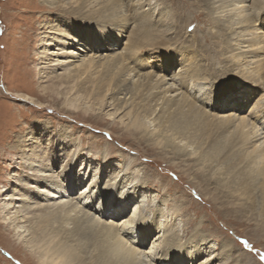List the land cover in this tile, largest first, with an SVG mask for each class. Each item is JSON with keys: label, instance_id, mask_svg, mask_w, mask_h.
<instances>
[{"label": "rangeland", "instance_id": "1", "mask_svg": "<svg viewBox=\"0 0 264 264\" xmlns=\"http://www.w3.org/2000/svg\"><path fill=\"white\" fill-rule=\"evenodd\" d=\"M77 4L69 6L75 10ZM69 6L51 5L47 0H0V204L2 193L9 187H15L17 195L24 194L21 182L25 175L22 172L24 164L18 152L8 148L9 143L21 134V130L25 135L36 121H43V128H46L43 148L49 155L44 167L54 165L52 169L63 178L66 171H71L77 180L76 192L89 189L91 208L102 210L110 202L106 215L118 216L119 223L127 226L128 232H125L134 235L131 238L134 244L144 246L147 252L154 250L155 255L158 252L156 258L161 259V264L177 261V253L186 261L182 264H264V152L258 155L264 143L262 147H254L263 139L252 142L249 137L245 141L241 131L234 129L230 121L217 118L229 114L233 108L238 110L236 104L244 101L247 91L251 95L254 91V94L261 91L264 94V53L260 61L262 87L258 92L249 88L253 80L252 68L239 67L230 55L239 49L230 38L234 31L223 26V19L216 17L207 0H111L105 3L112 23L109 26L121 24V32L113 30L109 37L114 39L120 35V39L113 43L109 52L106 48L96 49V46L83 50L85 53L78 52L77 48L82 47L79 44H84L81 41L86 35L83 31L96 27V22L56 16L58 11ZM136 6L152 11V17L146 16L138 27L133 23L139 21ZM240 18L234 17L237 30L244 25V21L238 20ZM49 23L62 30L61 36L49 33ZM135 28L137 39L134 42L138 47L131 42ZM52 37L71 41L77 47L61 41H56L55 47L46 46V40ZM128 47L132 56L131 60L126 57L125 63L133 71L153 72L158 76L166 74L169 83L172 82L170 78L178 83L187 78L182 91L195 104L187 106L179 114L180 119L174 120H180L178 123L185 127L183 131L188 136L185 139L175 134L176 127L169 133L177 137L168 138L172 136L168 133L164 138L155 139L158 119L150 121L149 131L131 128L128 119L125 123L122 121L127 118L123 114L128 109L116 111L112 90L124 70H110L103 75V70L98 71L99 66L93 69L92 78L83 75L87 79L108 81V84H101L102 94L95 99L91 90L96 89L95 85L98 88V84L89 81L90 91L84 95L77 88L71 91L73 82L61 84V79L55 77L62 78L69 72L76 74L74 69L81 64V56L87 51V57L97 56L95 51L101 55L112 52L113 56L114 52L129 53ZM42 51L43 84L39 74ZM54 51L74 55L68 53L66 58H59L58 63H63V67L47 66L44 70V62H48L49 53ZM241 59L242 63L247 61L245 57ZM194 67L200 71L193 77L189 72ZM131 74L132 87L138 77ZM40 85L48 88L44 90L43 87V95ZM7 87L10 91L17 89L20 93H29L42 101L43 107L24 101L20 94L18 97L7 93ZM167 87L164 85L160 91L165 92ZM225 95L229 97L227 102L222 99ZM63 96L78 98L80 108L69 110ZM139 96L138 92L131 95L130 101L137 102L135 98L140 100ZM239 113L249 114L243 109ZM46 124L50 127L44 126ZM64 128L69 132L66 137L61 134ZM34 130L37 131L35 137L41 138V127L36 126ZM62 135L66 139L60 140ZM59 147H63V151ZM134 178L136 183L127 185L128 180ZM1 207L0 264H42L43 249L36 241L42 247L43 241L35 240L32 231L42 211L32 210L28 214L30 220L16 227V223L4 218L6 212L1 213ZM134 208L140 211L134 214ZM54 224L57 226L58 222ZM19 230H26L21 239L17 238ZM89 235L83 239L88 242L84 246L97 253L100 240Z\"/></svg>", "mask_w": 264, "mask_h": 264}, {"label": "bare ground", "instance_id": "2", "mask_svg": "<svg viewBox=\"0 0 264 264\" xmlns=\"http://www.w3.org/2000/svg\"><path fill=\"white\" fill-rule=\"evenodd\" d=\"M47 1L51 5L62 3V5H68V6L70 5L71 7H73L74 4L78 3L77 9L75 10H72L69 6L65 10L58 11L56 16L60 18L66 19L67 17H71L76 19L80 18V19L95 20L96 27L88 28V31L86 30L83 31L84 34H86L85 36H82V40H81L82 42L84 41V44H79V46L82 47L77 48L78 52L80 51L85 53L86 51L83 50L90 49L93 46H96V49L106 48L105 50L109 52V50H111V48L114 45L113 43H116V41L120 39L121 37L120 35L115 36L114 39L113 38L110 39L109 37V35L113 34V30L115 32L118 31V33L121 32L119 28L121 24L119 25L118 23H114L113 25L115 27L109 26L112 23H110L109 20V16H108L109 12L107 9H105V3H108L111 0H80L79 2L78 0H76L75 2H72L71 0H47ZM207 4L209 8H212L217 18L221 17L223 19L222 20L223 26L228 28L229 30L234 31V36H230V38L231 41H233V44L238 46L239 49L237 51L231 52L230 55L233 57V59L235 60L236 64L239 67L248 66L249 68H252L251 69L252 74L250 76H252L253 80L251 81L252 85H250L249 88L255 89L258 92L261 91L262 85L259 83V80H260V72H261L260 69L262 68V64L260 61H262L261 56L264 53V0H207ZM136 10L137 13L139 14V17H141L139 18L138 16H136L138 17L139 21L133 22L137 27L139 26L138 25L139 22L144 21V18L146 16L152 17L150 15L152 11L147 12L145 9L142 8V6H136ZM235 16L241 17L240 19H238L239 21L242 22L244 21L243 28L241 27L239 30L235 29L234 27L233 21ZM65 21L67 20H64V22ZM55 26L57 25L56 24L47 25V29L49 30V33L61 36L62 30L56 28ZM136 33L137 30L135 28L132 31L134 38L131 40V36H130L129 40H131V42L134 43L135 47H138L137 43L134 42L137 39L135 35ZM238 35L239 37H237ZM70 39L75 40V38L73 39L69 38L68 40ZM56 41L57 42L61 41L64 44L67 43L68 45H72L75 48L77 47V45L73 44L71 41L65 42L59 40L56 37H52L46 40L45 44H47L46 46L48 47H53V46L55 47L57 46ZM49 50L50 49H48L47 52H49ZM128 52L129 53L126 54H121L123 52H120V54H118L119 52H114L113 56H111L110 54L112 52L110 53L105 52L104 54L102 53L101 55V53L95 51L94 53H97L98 55L95 56L94 54L93 56L92 54L89 57H87L88 51L87 54H84V56L78 54L79 57L81 56L82 58L80 60L81 64L74 69L76 70V74L73 75L71 74L72 72H69L66 76L62 75V78L59 76H55V77L61 79V84L64 83L70 84L71 82H73V85L71 86V91L77 88L78 91H81L82 93H84V95H88L87 93L88 91H90L87 85L89 81L94 82V84H98V88L95 85L96 89L91 90L92 97L93 99H95V98H99V96L102 94L101 84L104 82H107L108 84V81L101 79V77H99V79L101 80H98V78L87 79L84 78L83 75L91 76L93 73L92 72L93 69L99 66L101 67V69L98 71L103 70V75H106L110 70L116 72L118 70H120V72L124 70L125 73H122L117 78L114 88L112 90L115 94V95L113 94L114 95L113 99L114 102H116L115 103L116 111H118L119 109L121 110L123 108L125 109L123 111H126L128 109L127 112L123 114V115H127V118L123 119L122 117L123 119L122 121L125 123V120L128 119L129 122L127 123L129 124L130 127L132 126L134 128L136 127L138 129L141 128L143 130L149 131L150 121L151 120L155 121L158 119L159 122L156 124L157 128H155L156 131H158V133L154 134V136L156 137L155 139L162 137L164 138L166 135H168L169 131L174 130L175 127L176 130H178L175 132V134H179L181 140L188 137L186 133L183 131V128H185L183 124H181V122L178 123L180 120L174 121L177 118L180 119L179 114H181V112H183L187 106L191 107L192 105L195 104L192 100L189 101L188 95L185 94L184 91H182V88L185 87V80L187 81V78L180 80L181 81L180 83L176 82L175 78H170L172 82L169 83L168 81H166L167 80V77H165L166 74L164 75L161 74V76H158L159 75L158 73L153 74V72H150V74L149 73L140 74L139 72L133 71L131 66H128L125 63L126 57L127 60H131V56H132L131 48L129 49V47H128ZM67 54L74 55L73 53L66 51L60 53L59 52L55 53L54 51L49 53L50 55L49 57L51 58L48 59V62L47 61L44 62L45 64L44 70L47 68V66L63 67L64 66L63 63H58L60 60L59 58H66L64 56ZM55 56L58 58L55 59ZM243 57H245V60L247 61H244L242 63L241 58ZM40 59L42 66L39 69V74L41 77L40 82H41L43 80V51L41 52ZM51 62L53 63L56 62L55 63L56 65L49 64ZM199 71H200L199 68L194 67L192 71L189 73L192 74V76L194 77L196 73ZM88 72H91V74H87ZM131 72H133V77H138L135 83H133L134 85L132 87H131L132 79L130 78V76L132 75ZM253 75L255 77H253ZM164 85L165 86L168 85V87L165 89V92L160 91V88L163 87ZM40 86L42 87L41 91L43 95V87L44 90H48V88L43 85ZM15 90L16 91H10V88L7 87V93L8 92L10 94L13 93L18 97L20 94L23 97L24 101L33 102L43 107V102L34 99V97L29 93L27 92L20 93L17 89ZM108 90L109 89H107L106 91ZM137 92L140 94L139 96L140 100L135 98L137 102L130 101L131 95L137 94ZM167 93L169 94L167 95ZM254 93H252L251 95V92L247 91L245 93L244 101L236 104L237 107H239L238 110L236 108H233L229 114L226 113L228 115L226 114L220 116L218 115L217 118H220V120L226 119L227 121H230L232 123L231 126L234 129L238 130L239 133L241 131V133L243 134V139H245V141L248 140L249 137H250L249 139L252 140V142H256L262 138L263 140L259 145L257 146L253 145L255 149H257L258 147H260L261 144L264 143V125H262L264 124V122L263 123L261 122L260 124L261 120L264 121V94L262 93V91L258 94H254ZM129 94L130 96H128ZM160 94H164V95L161 96ZM63 98L64 96L62 97V99ZM238 98L239 96L235 98V102H237ZM161 99L162 101H160ZM64 104L68 106L69 110L76 111L80 108L81 103H79L78 98L76 99L71 97L69 98L65 97ZM132 104L134 107L133 109L131 108ZM242 109L244 111L247 110L249 114L248 115L240 114L239 111ZM155 113L156 115L153 118H150ZM112 114L113 113H110V115ZM147 119H149V121H147ZM36 126H40L42 129L41 138H37L34 135L37 131L35 130L33 131V128ZM44 126L50 127L47 124ZM126 127H128L127 124ZM172 127H174V129ZM43 130H46V128H43V121H36L34 123V126L27 131V133L25 134L26 136L22 134V130H21L20 131L21 134L18 133L19 135L17 134L16 138L14 137L15 139H13V141L9 143L10 146L8 148L12 152H18L19 158L20 160L23 161L24 164L22 172L25 175H24V180H21L22 184L24 185L23 188L24 194L17 195L16 188L9 187L8 189L5 190L4 193H2L3 202L0 204L2 205L1 213H3V211L7 213V214L5 213L4 218L9 220L11 223H16L15 224L16 227H18L17 225L20 222L23 221L26 222L30 220L28 219L29 218L28 214L31 213L32 210L37 209L42 211V213L39 216H37V222H36L37 224L32 230L33 233H35V240L43 241V247L39 244L38 241H36V244L39 245V248L43 249L42 251L43 253L42 254L40 253L42 255L41 263L42 264H144L146 262V264H161L160 261L161 259L156 258V256L159 254L158 252L157 255H155L156 253L154 250L147 252L143 250L144 246L137 245V243L134 244L133 240H131V238L133 239L134 235L131 233L130 234L126 233L128 232V230H125L127 226L119 223L118 216L111 214L106 215L108 212L107 209L111 206L110 202L107 203L106 205L103 204L104 206L102 210H99V208L98 210H95V207L94 209L91 208L93 202L91 199L92 195H90L89 193V189H86L84 191H81L83 190L81 189L80 192L79 191L76 192L78 187L75 181L77 180L73 178V174L71 173V171L70 172L66 171L63 178V177H59V175L56 174L57 172L55 173V170L52 169L55 168L53 167L54 165L51 164L50 168L44 167L43 163L45 164L44 161L49 155L48 156L46 155L45 153L46 151L43 148ZM62 131L63 132L61 134H65V137L69 134V132L65 128ZM169 135L172 136H169L168 138L177 137L176 135H173L171 133H169ZM63 136L64 135L60 136L61 137L60 140L66 139ZM72 144H73V140H72ZM59 148L62 149V151L64 149L63 147H59ZM263 152L264 149L258 155L262 156ZM128 181L129 182L127 183V185L129 186H131V184L133 183L134 184L136 183L135 178L129 179ZM124 186L126 185L124 184ZM43 201H46V204H43ZM134 209H135L134 210L135 211L134 214H135L137 211L136 208ZM99 211H101V213ZM263 211H264V206H263ZM55 222H58L57 226H55L56 225L54 224ZM25 231L26 230H22V231L19 230L18 231L19 234L17 238L18 239L23 238L22 234H24ZM88 232L95 235V237H98V239L100 240L99 250L97 253L95 250L91 251L89 246H84L85 242L88 243L87 240L85 242L83 240L85 237L90 236ZM161 245L162 243L160 242V244L157 246L158 249L159 246ZM188 253L189 252H187V254ZM175 257L178 258L177 261L174 260L170 264L186 263L184 259L182 260L183 257L180 258V253H177ZM209 263L213 264L212 262Z\"/></svg>", "mask_w": 264, "mask_h": 264}, {"label": "snow or ice", "instance_id": "3", "mask_svg": "<svg viewBox=\"0 0 264 264\" xmlns=\"http://www.w3.org/2000/svg\"><path fill=\"white\" fill-rule=\"evenodd\" d=\"M222 99H223L224 102H227L229 97L227 95H225Z\"/></svg>", "mask_w": 264, "mask_h": 264}]
</instances>
